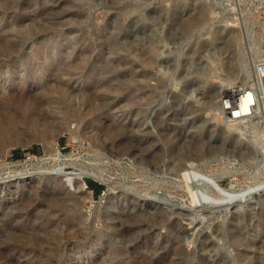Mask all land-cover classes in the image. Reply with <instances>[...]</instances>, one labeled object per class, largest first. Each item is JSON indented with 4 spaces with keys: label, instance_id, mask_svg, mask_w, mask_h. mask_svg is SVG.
Returning a JSON list of instances; mask_svg holds the SVG:
<instances>
[{
    "label": "rangeland",
    "instance_id": "rangeland-1",
    "mask_svg": "<svg viewBox=\"0 0 264 264\" xmlns=\"http://www.w3.org/2000/svg\"><path fill=\"white\" fill-rule=\"evenodd\" d=\"M263 23L264 0H0V264H264V108L222 110ZM56 82L88 106L60 136Z\"/></svg>",
    "mask_w": 264,
    "mask_h": 264
},
{
    "label": "bare ground",
    "instance_id": "bare-ground-1",
    "mask_svg": "<svg viewBox=\"0 0 264 264\" xmlns=\"http://www.w3.org/2000/svg\"><path fill=\"white\" fill-rule=\"evenodd\" d=\"M10 9V8H9ZM4 10V9H2ZM42 29V28H41ZM256 44H258L259 46V50L262 51L263 47H264V23L262 25V31L261 33H258L256 34ZM14 39V38H13ZM15 46V45H14ZM12 45V47H14ZM11 47V46H9ZM16 47V46H15ZM7 50V49H6ZM14 50V49H13ZM13 53V52H12ZM37 57V56H36ZM30 59H28L29 61ZM54 64V63H53ZM46 71V70H45ZM62 72V71H61ZM64 72V71H63ZM46 73V72H45ZM60 73V72H59ZM57 78V77H56ZM55 79V78H53ZM52 79V80H53ZM59 80V79H58ZM57 80V81H58ZM54 84V83H53ZM27 84H25L26 86ZM229 90V89H228ZM239 92L235 95V96H231V97H225V98H230L231 101H235L237 98L241 97L242 93H241V89H237ZM45 94H44V99L47 100V103L50 104L52 108H54L53 110H55L57 113H56V120L57 121H62L61 123V126H60V130L58 128V130L56 131L58 136L60 135H63L67 132H70V133H74V129L72 130L70 127L71 125H81L84 121L83 118H86L84 117V113H88V112H85L86 109H87V103L85 102H81V103H78L77 101H73V97H72V94L74 93L73 90H71L68 86H66V84H59V82H56V84L54 85H46L45 87ZM78 95V94H77ZM43 98V97H42ZM20 99V98H19ZM23 99V98H22ZM3 100V99H2ZM7 101V100H6ZM39 103V102H38ZM46 104V103H45ZM46 104V105H48ZM91 105V104H90ZM49 107V108H50ZM85 108V109H83ZM93 108V107H92ZM50 110V109H49ZM91 110V108H90ZM90 110H87V111H90ZM233 111H239L240 114L242 115H249V114H252V115H255L254 112H252V110H250L248 108V100L244 101V103L242 102L241 104L240 103H235V106H233ZM52 112V111H51ZM54 113V112H53ZM227 114V113H226ZM255 117V116H254ZM249 119V120H252V117H245L243 119ZM243 119L241 121H243ZM254 119V118H253ZM233 122V121H232ZM235 123V122H234ZM51 126V125H49ZM8 127V126H7ZM44 127V125H43ZM50 130V129H49ZM55 130V129H54ZM110 130V129H109ZM88 132V131H86ZM85 132H81V135L83 136V134ZM48 134V133H47ZM110 134V133H109ZM86 135V134H85ZM89 135V134H88ZM112 135V134H111ZM48 136V135H47ZM58 136H56L58 138ZM87 138V137H86ZM85 138V139H86ZM55 139V137H54ZM82 181V179H81ZM101 181V180H99ZM80 184V187L79 189H81L83 187V182H79ZM75 185V184H74ZM86 186V185H85ZM83 189V188H82ZM57 200V199H55ZM67 200V199H66ZM71 200V199H70ZM60 202V201H59ZM80 202V201H79ZM77 200H72L69 204H66V205H69L68 206V209L67 208H62L63 211H65L64 209H67L65 212H67L68 210H71L69 209L71 206H77ZM62 203V202H60ZM59 203V204H60ZM58 204V205H59ZM70 204H72L70 206ZM56 205V203H55ZM60 206H65V205H60ZM59 206V209L58 210H61ZM57 207V205H56ZM66 207V206H65ZM57 209V208H56ZM75 210V209H74ZM73 211V210H72ZM72 211H69L68 213L72 212ZM60 213V212H59ZM50 218V217H49ZM44 236V235H43ZM27 237V236H26ZM25 237V238H26ZM66 238V237H65ZM23 240V239H22ZM27 243V242H26ZM53 247V246H52Z\"/></svg>",
    "mask_w": 264,
    "mask_h": 264
},
{
    "label": "built area",
    "instance_id": "built-area-1",
    "mask_svg": "<svg viewBox=\"0 0 264 264\" xmlns=\"http://www.w3.org/2000/svg\"><path fill=\"white\" fill-rule=\"evenodd\" d=\"M241 93V97L237 98L234 102L230 98H224L222 102V110L225 114L227 113V118L230 121H241L245 117H252L253 119L260 115V108H264V58L256 66L253 84L241 88ZM246 100H248V108L255 115H242L239 111H233L235 103L241 104Z\"/></svg>",
    "mask_w": 264,
    "mask_h": 264
},
{
    "label": "trees",
    "instance_id": "trees-1",
    "mask_svg": "<svg viewBox=\"0 0 264 264\" xmlns=\"http://www.w3.org/2000/svg\"><path fill=\"white\" fill-rule=\"evenodd\" d=\"M16 155L18 157L19 155H21V153L17 152ZM88 184L95 191L96 194H100L104 190V187L98 184H94L93 182H88Z\"/></svg>",
    "mask_w": 264,
    "mask_h": 264
},
{
    "label": "water",
    "instance_id": "water-1",
    "mask_svg": "<svg viewBox=\"0 0 264 264\" xmlns=\"http://www.w3.org/2000/svg\"><path fill=\"white\" fill-rule=\"evenodd\" d=\"M85 183V182H84Z\"/></svg>",
    "mask_w": 264,
    "mask_h": 264
}]
</instances>
